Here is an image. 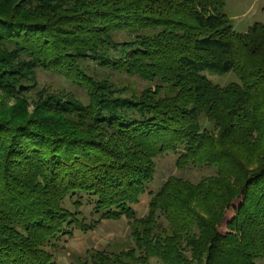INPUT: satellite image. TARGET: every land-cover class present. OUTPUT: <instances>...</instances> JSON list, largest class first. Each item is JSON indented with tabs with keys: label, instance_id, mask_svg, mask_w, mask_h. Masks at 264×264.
Returning a JSON list of instances; mask_svg holds the SVG:
<instances>
[{
	"label": "trees",
	"instance_id": "trees-1",
	"mask_svg": "<svg viewBox=\"0 0 264 264\" xmlns=\"http://www.w3.org/2000/svg\"><path fill=\"white\" fill-rule=\"evenodd\" d=\"M224 6L0 0V90L26 100L41 69L86 97L50 93L29 116L20 104L0 113V264H55L52 250L79 225L82 194L99 219L135 217L131 204L146 191L154 159L167 152L177 153L179 167L206 164L216 174L198 183L170 177L162 185L144 239H137L145 258H264V147L246 153L264 140V23L238 33ZM206 72H233L238 81L220 86ZM115 74L146 85L128 93ZM157 211L170 235L151 233Z\"/></svg>",
	"mask_w": 264,
	"mask_h": 264
},
{
	"label": "rangeland",
	"instance_id": "rangeland-1",
	"mask_svg": "<svg viewBox=\"0 0 264 264\" xmlns=\"http://www.w3.org/2000/svg\"><path fill=\"white\" fill-rule=\"evenodd\" d=\"M24 0H15V2ZM224 11L231 20L233 29L238 33L246 32L255 23H264V0H225ZM208 78L220 86H226L236 82L237 77L233 72L215 73L206 72ZM36 85L32 87L30 97L21 101V97H11L0 90V113L5 110L20 109L26 115H31L36 105L47 94H73L85 101L84 91L73 85L65 77L55 72H48L38 69L35 74ZM116 85L127 88V92L138 93L146 85L136 77H127L124 74L113 75ZM41 95V96H40ZM40 96V98H39ZM17 107V108H15ZM19 110V109H18ZM9 116H7L8 118ZM202 126L211 130L213 128L206 120H202ZM257 148L264 147L262 142L252 144L246 153L249 156L252 150L258 153ZM234 150L241 151L238 145ZM216 174L214 167L206 164H189L185 167L177 165V153L167 152L154 159V169L151 181L146 186V191L139 197L131 207L135 212V217L128 219L124 215L118 219H99V215L93 213V204L87 195H81L79 210V225H73V236L66 241L59 243L60 249L52 250L56 258L55 264H163L156 256L146 259L141 248L137 246V239H144V232L150 213V202L162 185L170 178L177 177L191 183H198L207 176ZM65 207L74 211L73 202L69 199L65 201ZM151 222V233L161 237L170 235L172 228L165 216L160 212H155ZM82 224V225H81ZM223 233L227 231L225 223L222 224ZM256 264H264V258L256 261Z\"/></svg>",
	"mask_w": 264,
	"mask_h": 264
}]
</instances>
